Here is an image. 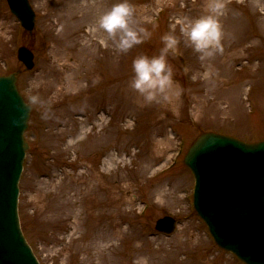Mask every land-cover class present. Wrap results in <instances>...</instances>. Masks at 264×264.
Here are the masks:
<instances>
[{"label":"rangeland","instance_id":"1","mask_svg":"<svg viewBox=\"0 0 264 264\" xmlns=\"http://www.w3.org/2000/svg\"><path fill=\"white\" fill-rule=\"evenodd\" d=\"M30 1L33 32L0 0V75L20 71L32 106L18 202L40 263L243 264L196 214L183 160L206 132L264 141V0H225L223 50L203 60L180 21L201 15L205 0H132L150 35L125 53L94 27L117 0ZM170 31L180 95L148 103L130 87L132 62L159 55ZM21 46L33 51V70L19 61ZM167 215L178 221L171 236L155 230Z\"/></svg>","mask_w":264,"mask_h":264},{"label":"water","instance_id":"2","mask_svg":"<svg viewBox=\"0 0 264 264\" xmlns=\"http://www.w3.org/2000/svg\"><path fill=\"white\" fill-rule=\"evenodd\" d=\"M27 30L35 26L28 0H8ZM18 58L31 70L33 52ZM20 72L0 76V264H39L21 233L19 180L29 145L24 140L31 108L17 86ZM185 164L196 179L194 206L220 247L246 264H264V142L247 143L217 133L202 134ZM157 230L170 234L176 220L166 216Z\"/></svg>","mask_w":264,"mask_h":264},{"label":"clouds","instance_id":"3","mask_svg":"<svg viewBox=\"0 0 264 264\" xmlns=\"http://www.w3.org/2000/svg\"><path fill=\"white\" fill-rule=\"evenodd\" d=\"M203 7L201 15L180 21L184 42L201 54V60L223 50L224 33L220 17L224 13L226 3L225 0H205ZM136 13L137 7L132 0H117L110 9L99 15L94 27L107 33L113 39L114 47L125 53L150 35L145 28L137 26L139 21ZM174 27L172 25L173 29ZM161 39L163 47L159 55H138L132 62L130 87L148 103H170L173 95H180V90L176 88L174 70L168 61L169 53H179L180 41L172 31L165 33ZM32 100L36 102L38 97L33 96Z\"/></svg>","mask_w":264,"mask_h":264}]
</instances>
